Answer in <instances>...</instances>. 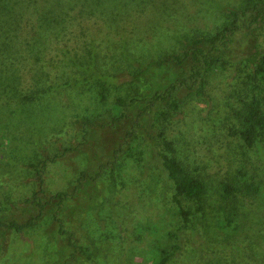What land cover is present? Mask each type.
Masks as SVG:
<instances>
[{
    "label": "rangeland",
    "instance_id": "1",
    "mask_svg": "<svg viewBox=\"0 0 264 264\" xmlns=\"http://www.w3.org/2000/svg\"><path fill=\"white\" fill-rule=\"evenodd\" d=\"M92 2L74 0L68 5L63 14L65 25L72 24L67 16H78L80 7ZM252 2L264 0H94L91 14L78 16L73 26L60 33L75 42L77 47L73 44L69 49H79L76 62L87 69L63 65L53 83L61 76L71 80L77 74H89L90 66L101 73H114L117 82H124L128 72L137 71L149 60L180 53L192 36L214 33L229 19L228 9ZM249 18L238 16V28L222 47L230 66L210 73L201 100L193 99L181 114L171 117L176 155L205 184L203 215L197 212L184 226L176 214L171 182L156 155L152 113L163 108L161 103L151 106L140 119L137 159H123L112 192L108 168L93 180L84 178L73 189L81 171L93 174L108 160L129 125L127 118L109 125L106 115L91 117L112 103L114 90L100 103L95 81L78 87L60 86L35 100L18 103L0 116V216L24 220L37 214L36 206L23 202L38 187L35 169L29 164L38 167L35 162L40 158L59 154L46 163L42 173L40 195L46 204L41 215L22 233L0 231V264H153L149 257L151 251L152 257L155 255L152 245L174 241L167 232H173L179 244L169 264H234L241 257L237 240L245 239L241 234L238 239L220 235L215 227L214 218L222 213L218 182L241 166L264 191V139L242 154L237 144L225 148V140H229L222 135L223 124L230 122H226V110L241 96L237 89L238 93L248 91L241 86L251 69L245 56L254 51V44L264 50V19L254 23ZM180 67L152 66L145 74L147 82H138L137 93L145 95L164 87L186 64ZM24 73L17 80L19 90H32L35 83H44V76L33 78L25 69ZM143 104L136 99L125 112L133 116ZM87 119L91 125L84 124ZM56 191L72 193L57 206L51 198ZM236 198L242 212L247 213L250 207L263 212L264 197L238 194ZM179 200L183 208L193 205Z\"/></svg>",
    "mask_w": 264,
    "mask_h": 264
},
{
    "label": "trees",
    "instance_id": "2",
    "mask_svg": "<svg viewBox=\"0 0 264 264\" xmlns=\"http://www.w3.org/2000/svg\"><path fill=\"white\" fill-rule=\"evenodd\" d=\"M73 1L0 0V116L4 112H11V108L16 104L35 100L60 86L78 87L91 80L95 81L98 85L97 97L100 103H105L109 90H114L115 95L112 103L104 108L103 112L95 111L91 117L106 115L109 119L106 124L109 125L127 118L129 126L123 131L121 141L112 148L108 160L101 162L93 174L84 170L81 171L76 178V184L73 186V189L79 187L84 178L88 180L97 178L102 169L108 168V182L112 192L115 176L120 171L123 159H137L139 134L136 129L141 125L140 119L146 112H149L151 106L161 103L163 108L155 110L154 114L152 113L158 143L156 155L166 177L171 182L172 199L177 205L176 214L180 216L182 224L187 225L197 212L203 215L207 203L206 188L203 180L193 174L189 167L176 155L175 141L171 138L173 120L171 117L173 114H181L193 99L201 100L207 76L214 71L223 70L230 62L223 54L222 47L238 28V16H250L249 21L254 23L263 20L264 2H260V4L252 2L239 8L228 9L229 19L222 23L214 33L192 36L185 43L180 53H167L157 59L149 60L137 71L128 72L124 82L123 80L117 82L114 73L109 71L101 73L90 66L88 68L89 74H77L71 80L61 76V80L53 83L59 79L57 75L63 65L87 69L84 64L80 65L79 62H76L79 49H76L77 51L69 49L74 45L77 47L75 42L68 35H60V33L67 27L73 26L78 16L83 17L84 14H91V5L94 0L90 4H83L77 11L78 16H67V20L69 18L72 24L66 26L63 22V14L68 5L69 7L72 6ZM103 4L107 7L108 3L104 2ZM84 5H88V7ZM47 18L49 22H46ZM37 29L39 31H34ZM76 37L78 36L75 35ZM65 40H67V44ZM253 47L254 51L245 56L251 66L250 72L245 74V80L241 82V86H245L248 91L242 93H238V89L237 92L235 91L241 96H237L235 98L236 104L230 105L226 110L229 113L225 119H227L226 122L228 120L230 122L223 124L224 128L222 129V135L229 140H225V148L228 147V144H237L240 146V153L242 154L255 146L257 141L264 139V50H261L256 44ZM184 63L186 67L181 69V73L164 87L153 88L145 95L137 93L138 82H147L145 74L149 72L152 66L160 67L169 64L182 68L180 66ZM24 69L30 70L33 78L42 79L44 76V83H35L36 86L32 90L27 91V88L19 90L17 80L25 74ZM136 99H141L144 103L143 106L138 108L133 116L127 115L125 107ZM90 123L89 119L84 122L86 125H91ZM93 123L94 121H92ZM223 140L222 137L219 138L220 142ZM58 155L53 153L50 157L40 158L35 162L38 163V167L29 164L35 169L34 175L37 176L38 187L31 193V197L25 198L23 202L27 206L31 204L36 206L37 214L24 220L1 215V232L11 230L15 233H22L41 215L46 204L45 201L41 200L40 195L43 192L41 187L42 173L46 163L53 161ZM232 172L229 178L220 180L217 185V196L220 200L219 205L222 213L218 212L219 215L214 218L215 227L220 235L222 233L231 237L234 235L237 239L242 235V239H245V241L237 240L240 245H237L236 249L241 257L234 264H249L252 261L256 264H264V209L262 212L260 211L262 209L250 207L249 211L244 213L241 210L242 206L236 202L238 194L256 198L264 197L263 188L241 166L233 168ZM71 193L56 191L51 198H55L57 206H60L61 202ZM179 198L191 201L192 207L183 208ZM223 204H227V207L222 206ZM1 211L0 209V213ZM252 224L254 225L252 226ZM166 234L168 238H174V241L168 245H152L155 249V255L152 257L151 251L149 257L153 264H169L179 249L175 234L173 232ZM239 234L241 235L238 236ZM216 251L215 249L214 252ZM219 257L221 259V256ZM222 264L225 263L222 262Z\"/></svg>",
    "mask_w": 264,
    "mask_h": 264
}]
</instances>
